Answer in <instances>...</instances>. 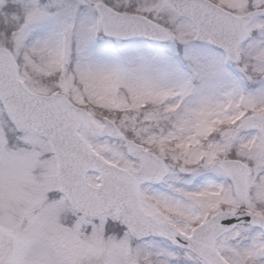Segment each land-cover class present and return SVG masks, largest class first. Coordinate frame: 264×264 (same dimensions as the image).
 <instances>
[{
  "label": "snow or ice",
  "instance_id": "6c2138e0",
  "mask_svg": "<svg viewBox=\"0 0 264 264\" xmlns=\"http://www.w3.org/2000/svg\"><path fill=\"white\" fill-rule=\"evenodd\" d=\"M0 264H264V0H0Z\"/></svg>",
  "mask_w": 264,
  "mask_h": 264
}]
</instances>
